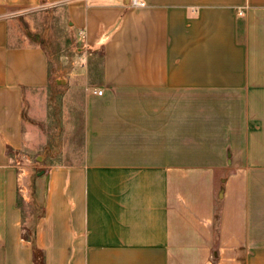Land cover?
Instances as JSON below:
<instances>
[{
	"label": "crops",
	"instance_id": "1",
	"mask_svg": "<svg viewBox=\"0 0 264 264\" xmlns=\"http://www.w3.org/2000/svg\"><path fill=\"white\" fill-rule=\"evenodd\" d=\"M143 1L0 0V264H264V0ZM49 7L99 71L37 198L16 157L49 57L17 23Z\"/></svg>",
	"mask_w": 264,
	"mask_h": 264
},
{
	"label": "rangeland",
	"instance_id": "2",
	"mask_svg": "<svg viewBox=\"0 0 264 264\" xmlns=\"http://www.w3.org/2000/svg\"><path fill=\"white\" fill-rule=\"evenodd\" d=\"M18 17L20 35L28 42H39L49 57L48 85L28 96L23 104V131L28 140L16 157L20 170L32 169V184L23 191H31L33 197L39 198L38 169L76 162L82 157L80 104L84 103L86 89L98 76L100 52L82 44L80 34L69 26L63 7L33 10ZM31 213L39 214L40 206L25 208L26 216Z\"/></svg>",
	"mask_w": 264,
	"mask_h": 264
},
{
	"label": "built area",
	"instance_id": "3",
	"mask_svg": "<svg viewBox=\"0 0 264 264\" xmlns=\"http://www.w3.org/2000/svg\"><path fill=\"white\" fill-rule=\"evenodd\" d=\"M144 4V1L143 0H131V5L132 6H141ZM103 92L102 89H99V88H94L93 89V93L94 94H97V95H101Z\"/></svg>",
	"mask_w": 264,
	"mask_h": 264
},
{
	"label": "trees",
	"instance_id": "4",
	"mask_svg": "<svg viewBox=\"0 0 264 264\" xmlns=\"http://www.w3.org/2000/svg\"><path fill=\"white\" fill-rule=\"evenodd\" d=\"M35 259L39 262L38 264H40L41 263V253L39 252V251H37V253H35Z\"/></svg>",
	"mask_w": 264,
	"mask_h": 264
}]
</instances>
